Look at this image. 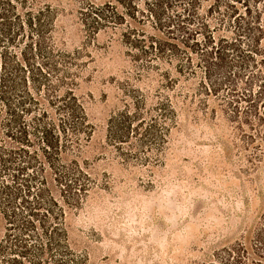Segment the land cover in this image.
<instances>
[{"label":"trees","instance_id":"obj_1","mask_svg":"<svg viewBox=\"0 0 264 264\" xmlns=\"http://www.w3.org/2000/svg\"><path fill=\"white\" fill-rule=\"evenodd\" d=\"M79 1L86 37L68 50L58 6L0 0V264H86L69 216L99 184L82 157L94 124L78 89L102 30L120 29L130 58L107 130L124 164L162 161L180 98L220 113L255 167L264 156V0ZM199 264H264V213Z\"/></svg>","mask_w":264,"mask_h":264},{"label":"rangeland","instance_id":"obj_2","mask_svg":"<svg viewBox=\"0 0 264 264\" xmlns=\"http://www.w3.org/2000/svg\"><path fill=\"white\" fill-rule=\"evenodd\" d=\"M59 8L65 48L86 34L79 0ZM78 89L94 132L82 157L98 185L69 216L70 241L86 264H199L250 232L264 213V156L254 166L218 113L179 99V121L157 165H126L107 142L108 120L121 102L118 80L130 66L121 31L102 30ZM195 81L181 84L184 90ZM192 91V90H191ZM108 182L109 185L105 186ZM104 184V185H103ZM4 221L0 216V238Z\"/></svg>","mask_w":264,"mask_h":264}]
</instances>
